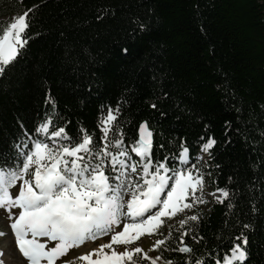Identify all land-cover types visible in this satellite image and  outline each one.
<instances>
[{"label":"trees","instance_id":"16d2710c","mask_svg":"<svg viewBox=\"0 0 264 264\" xmlns=\"http://www.w3.org/2000/svg\"><path fill=\"white\" fill-rule=\"evenodd\" d=\"M28 9V42L0 74V153L49 116L99 143L100 118L119 109L109 139L122 134L130 147L147 121L154 159L176 167L183 141L203 190L229 193L188 215L200 219L185 226L187 258L215 264L249 224L246 264H264V0H0V31ZM166 229L175 248L180 224ZM163 256L184 264L178 252Z\"/></svg>","mask_w":264,"mask_h":264},{"label":"snow or ice","instance_id":"6c2138e0","mask_svg":"<svg viewBox=\"0 0 264 264\" xmlns=\"http://www.w3.org/2000/svg\"><path fill=\"white\" fill-rule=\"evenodd\" d=\"M30 12L20 13L0 31V74L28 42ZM118 111L108 108L100 118L99 143L84 128L78 136H70L65 127L54 126L49 116L35 127L34 136L26 132L27 139L14 144V153H0V209L6 213L15 247L26 264H75L76 260L84 264H174L163 256L165 251L178 252L184 264H193L187 258L193 249L184 238L189 233L185 227L188 222L200 219L197 214L179 221L175 248L167 244L171 229L152 244L151 249L159 252L154 257L136 242L145 235H161L165 218L207 203L203 175L190 163V150L183 141L175 157L179 161L176 167L170 166L169 156L154 159L153 130L147 121L138 125V136L130 147H125L122 134L109 139L110 132L118 131L114 123ZM213 144L215 140L209 137L201 150L207 151ZM132 153L138 161L132 159ZM208 195L223 203L222 197L229 193L217 188ZM249 227L244 224L232 239L229 254H209L211 260L215 264H246L248 237L243 229ZM5 235L0 230V237ZM105 235L110 236L107 242L79 256L61 259L70 249ZM0 264L5 261L0 259ZM194 264L209 262L196 258Z\"/></svg>","mask_w":264,"mask_h":264},{"label":"rangeland","instance_id":"374dc122","mask_svg":"<svg viewBox=\"0 0 264 264\" xmlns=\"http://www.w3.org/2000/svg\"><path fill=\"white\" fill-rule=\"evenodd\" d=\"M14 18H10L6 20V24H9L10 22H12ZM197 157H199V159H197ZM197 161L202 162V163H206L207 161V154L206 152H198V155L196 156ZM138 161V160H137ZM135 179V176H134ZM12 192L15 193L16 192V188L12 189ZM212 192L211 190L208 189H204L203 193H204V197L206 200H210V201H217L216 199H214L212 196L208 195V193ZM216 195L220 196V193H216ZM223 199V197H222ZM203 204H197L195 205L193 208L198 207V206H202ZM13 211H17V210H13ZM191 210H185V212L182 213H178L176 216L172 217L171 219L165 218V224L162 226L161 228V235H152V236H148L145 235L143 237H141L137 242L136 245L142 247V249L148 253L149 256H156V250H152L151 246L152 244H154L156 239H163L164 237V233L167 230V227H170L172 225H174V223H178L180 221V219L184 216H188L191 213ZM9 221L6 218V213L3 209H0V230L4 231L6 233L5 236L0 237V250L3 251V255L0 256V259L4 260L5 258V253L9 250L5 249L8 246H11L13 248V250L15 251L16 254H18L19 252L17 251L16 247H15V243H14V238L9 237L8 233H10V228L8 227ZM110 239L109 235H105V236H101L98 237L97 240L95 241H87L85 244L81 245L78 248H74V249H70L68 256L67 257H63L61 259H67L68 257H76L79 256L82 253H86L89 250L95 248L97 245L101 244V243H105ZM4 245V248L1 247V245ZM10 247V248H11ZM118 250H123L122 246H117ZM12 253L11 250L8 252L7 257L10 256V258L12 257ZM19 255V254H18ZM5 264H9V262H7L6 260ZM20 262V261H18ZM23 264H26V262L23 260V258H21V262ZM57 264H59V261L57 262ZM75 264H84V262H81L79 260L75 261ZM160 264H162V262H160Z\"/></svg>","mask_w":264,"mask_h":264},{"label":"bare ground","instance_id":"6f19581e","mask_svg":"<svg viewBox=\"0 0 264 264\" xmlns=\"http://www.w3.org/2000/svg\"><path fill=\"white\" fill-rule=\"evenodd\" d=\"M8 235H9V237H12V238H14L13 236H12V234H11V231H10V233H8ZM4 245L5 244H3V245H1V247L2 248H4ZM11 246H8L7 248H5V249H7V250H11V253L13 254L12 255V257L10 258V256L9 257H7V254H8V252L9 251H7L6 253H5V258H4V260H6L7 262H9V264H23V263H20L21 262V258H22V256H21V254L20 253H18V254H16L15 253V251L13 250V248L11 247ZM18 251V250H17ZM18 261H20V262H18Z\"/></svg>","mask_w":264,"mask_h":264},{"label":"water","instance_id":"95a60500","mask_svg":"<svg viewBox=\"0 0 264 264\" xmlns=\"http://www.w3.org/2000/svg\"><path fill=\"white\" fill-rule=\"evenodd\" d=\"M138 129V128H137ZM137 136H138V133H137Z\"/></svg>","mask_w":264,"mask_h":264}]
</instances>
